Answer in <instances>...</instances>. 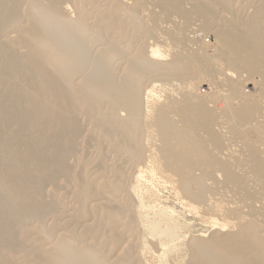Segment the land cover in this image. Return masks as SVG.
<instances>
[{"label":"bare ground","instance_id":"6f19581e","mask_svg":"<svg viewBox=\"0 0 264 264\" xmlns=\"http://www.w3.org/2000/svg\"><path fill=\"white\" fill-rule=\"evenodd\" d=\"M0 264H264V0H0Z\"/></svg>","mask_w":264,"mask_h":264}]
</instances>
